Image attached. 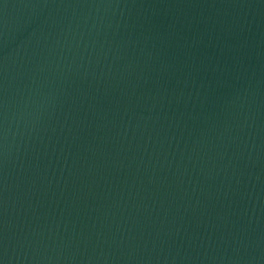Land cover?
I'll return each mask as SVG.
<instances>
[{
	"label": "water",
	"instance_id": "1",
	"mask_svg": "<svg viewBox=\"0 0 264 264\" xmlns=\"http://www.w3.org/2000/svg\"><path fill=\"white\" fill-rule=\"evenodd\" d=\"M0 264H264V0H0Z\"/></svg>",
	"mask_w": 264,
	"mask_h": 264
}]
</instances>
